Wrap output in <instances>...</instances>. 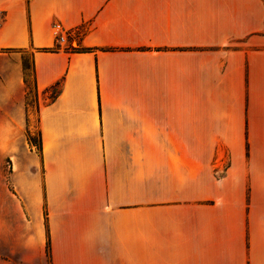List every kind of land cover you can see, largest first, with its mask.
I'll list each match as a JSON object with an SVG mask.
<instances>
[{
  "label": "crops",
  "instance_id": "obj_1",
  "mask_svg": "<svg viewBox=\"0 0 264 264\" xmlns=\"http://www.w3.org/2000/svg\"><path fill=\"white\" fill-rule=\"evenodd\" d=\"M15 50L42 142L27 257L49 231L51 264H264V0H0ZM25 86L16 66L3 96Z\"/></svg>",
  "mask_w": 264,
  "mask_h": 264
},
{
  "label": "rangeland",
  "instance_id": "obj_2",
  "mask_svg": "<svg viewBox=\"0 0 264 264\" xmlns=\"http://www.w3.org/2000/svg\"><path fill=\"white\" fill-rule=\"evenodd\" d=\"M16 66L22 71L26 84L21 103L19 99L3 96L7 92L4 82ZM5 100L10 111L0 112V264H51L47 252L42 260L38 257L32 259L25 255L29 247L16 241L25 238L27 231L32 235V225L18 201L23 197L22 185L19 186L18 182L26 185L28 167L34 171V160L40 153L32 50L0 54V105ZM28 260L33 261L30 263Z\"/></svg>",
  "mask_w": 264,
  "mask_h": 264
},
{
  "label": "trees",
  "instance_id": "obj_3",
  "mask_svg": "<svg viewBox=\"0 0 264 264\" xmlns=\"http://www.w3.org/2000/svg\"><path fill=\"white\" fill-rule=\"evenodd\" d=\"M60 48V46L58 44H56L55 46L53 47H50V48H43L44 51H57L58 49ZM72 49H75L77 51H88L90 50V48H86V47H80V48H72ZM33 70V69H32ZM34 74V73H33ZM35 79V77H34ZM58 85H59V82L56 83V85L52 86L50 88V92H51V96H50V99H55V97L58 95L59 93V89H58ZM36 86V84H35ZM38 148L41 149L42 148V142H41V134L39 132V142H38ZM47 215V214H46ZM46 252L47 254L50 256L51 258V239H50V234H49V231H47V242H46Z\"/></svg>",
  "mask_w": 264,
  "mask_h": 264
},
{
  "label": "built area",
  "instance_id": "obj_4",
  "mask_svg": "<svg viewBox=\"0 0 264 264\" xmlns=\"http://www.w3.org/2000/svg\"><path fill=\"white\" fill-rule=\"evenodd\" d=\"M55 30H56V42L59 45H66L67 41H68V37L70 35L69 32H65L62 30V26L60 24H55L54 25Z\"/></svg>",
  "mask_w": 264,
  "mask_h": 264
}]
</instances>
